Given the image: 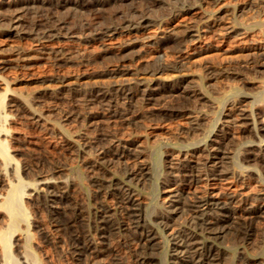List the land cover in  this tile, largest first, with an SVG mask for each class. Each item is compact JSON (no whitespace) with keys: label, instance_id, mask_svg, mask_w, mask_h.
<instances>
[{"label":"rangeland","instance_id":"374dc122","mask_svg":"<svg viewBox=\"0 0 264 264\" xmlns=\"http://www.w3.org/2000/svg\"><path fill=\"white\" fill-rule=\"evenodd\" d=\"M182 5L189 7V11L178 12ZM16 8L23 10L15 13ZM142 11L153 19L152 25L142 33L114 34L97 40L85 37L94 31L95 24L89 26L88 22L104 21L110 16L112 19L127 18L133 13L135 17ZM52 26L60 28L58 31L62 36L51 41L38 38L39 30ZM187 26L200 29V35H203L199 42L186 35V41L182 39L180 42L181 37L172 40L181 34V29L187 30ZM226 26L232 29L227 34ZM208 27L211 30H207ZM128 35L133 40L127 46L123 41ZM162 36H168V39H162ZM0 48V58L10 59L8 68L0 71V92L6 85L8 87L0 105L1 114L8 115L0 122V140L5 141L6 153L11 158L9 165H12H3L0 170V194L16 183L13 178L17 175L23 185L32 184L31 187L33 181L41 178H65L63 182L69 189L65 205L67 208L71 206L75 212L73 223L77 229L74 224L75 229H72L80 235L88 233L87 236L94 235L99 209L109 208L119 228L105 239V250L99 257L102 264L114 257H119L124 264H135L139 243L131 223L118 207L119 195H102L101 187L94 181L99 175L126 183L141 201L142 208L149 213L152 211L147 214V220L152 221L175 180L168 172L170 157L176 153L177 156L183 153L190 156L194 152L197 160L202 159L213 139L226 130L228 133L222 147L232 152L229 168L235 177L241 171L245 182L234 179L232 188L240 191L241 185L246 195H252L264 186V168L252 159V154L264 145V130L257 128L259 119H264V1L126 0L123 3L109 1L99 8L87 9L72 0H0ZM158 63H166L168 68L154 73L148 71ZM125 84L157 87L162 95L156 96L158 100L150 101L122 99V107L121 103L115 107L122 110L125 106L123 109L127 110L124 115L116 117L103 114L105 110L101 102L81 99L83 92L95 93L99 87L112 90ZM171 87L191 89L193 95L168 93ZM177 105L184 107L185 114L172 111ZM244 107L252 110L253 118L257 119L255 126L252 120L249 125L239 124V117L235 114L238 108ZM65 112H71L72 117L64 119ZM79 112L92 114V117L82 116ZM105 131L113 133L109 136L112 139L117 137L115 143L118 141V147L140 144L138 148L143 152L138 159L144 157L149 174L146 173L142 180H128L129 167L138 164L136 156L130 157L129 161L126 157H113L114 160L102 164L99 169L92 166V160L97 157V141ZM111 148L114 150L115 147ZM2 160L0 154L1 166ZM25 185L21 196L24 199H20L25 209L22 215H18L22 220L17 216L13 227H10L6 209L0 204V264L4 263L1 234L6 231L9 252L15 264H30L32 258L31 264H84L77 260L72 247L71 227L55 226L47 208L32 195L30 198L25 196L33 192ZM223 189L219 188L220 191ZM65 216L63 213L60 217ZM187 218L188 213H179L165 230L158 231L155 239L158 254L151 264H161L162 261V264H169L167 239ZM251 226L257 230H251L248 239L232 233L218 239L223 257L231 259L232 264H244L243 259L248 256L254 258L250 263L264 264V218L254 220ZM24 244L33 253L30 257L25 258L22 254Z\"/></svg>","mask_w":264,"mask_h":264},{"label":"bare ground","instance_id":"6f19581e","mask_svg":"<svg viewBox=\"0 0 264 264\" xmlns=\"http://www.w3.org/2000/svg\"><path fill=\"white\" fill-rule=\"evenodd\" d=\"M11 1H13V0H11ZM72 1H74L75 3L81 4L84 8L96 9V8H99L100 6L105 5L109 1H117V2L123 3L126 0H72ZM253 1L262 2L264 0H253ZM190 5H192V4H190ZM40 8H41V6H40ZM18 9H19V7H18ZM189 9H190L189 7H183V5H182L179 7V9L177 11L178 12L179 11L188 12ZM21 10H23V9H21ZM21 10H17V8L14 9L15 13L18 11H21ZM11 12H13V11H11ZM11 17H13V16H11ZM116 18H118V17H116ZM152 23H153V19L151 17H149V15L148 16L145 15L143 11H142V14L139 16H137L135 14V17H134V13H133L132 17H127V18L112 19V16H110L109 18L105 19L104 21H100V22L94 21L92 23L88 22L89 26H94V24H95V26L93 27L94 31H92V33H88V35H86L85 37H87L88 40H95V39L97 40V39H103V38H110L114 34L125 33V34H129V35L130 34L135 35V33H140V32L142 33L143 31H145L150 25H152ZM39 25H41V24H39ZM204 25H205V23H204ZM49 26H51V24ZM89 26H86V27H89ZM189 26H187V30H185V31L183 29H181V34L180 35L178 34L176 37L174 36L172 38V40H176L177 37H179V38L181 37L179 39L181 42L182 39L185 40V35H186V36L197 38V42H199L200 41V40L198 41L199 37L201 35H203V34L200 35V33H199L200 29L198 31V29H196L197 27L191 28ZM59 29H58V27H55V26L54 27L53 26L52 27H46V28L44 27V29L42 28V30H39V32H37L38 38H42V40H45V41H51L55 38H58L59 36H62L61 33L58 31ZM91 29H92V27H91ZM209 29H210V27H208L207 30H209ZM224 29H225V31L227 30L226 34L232 30L230 26H226ZM202 31H204V30H202ZM225 31H224V33H225ZM176 33H177V31H176ZM242 33H240V34H242ZM129 35H128V38L123 41V43L127 44V46H128V43L133 40V39L131 40V37H129ZM221 36L222 35L220 34V37ZM148 38H153V37H148ZM161 38L162 39H168V36H162ZM194 39H192V40H194ZM134 40H135V38H134ZM154 42L155 41H153L152 43H154ZM119 46L122 47L123 44L120 43ZM0 50H2V48H0ZM57 51H53V52H55L56 55H60L57 53ZM61 53H62V51H61ZM58 59L61 60L62 57H58ZM9 64H10V59L0 58V71L7 69ZM166 68H168V64L158 63V64H155L152 67H150V69L148 71H152L154 73V72H160L162 69H166ZM172 87H174V86H172ZM172 87L168 88L169 89L168 93L169 92H171V94L182 93V94L187 95V96L193 95L191 92V89H188V88L186 89L185 87L173 89ZM76 90H77V88H76ZM194 91H197V90L194 89ZM7 92H8V87L6 85V87L3 89V91L0 92V105L2 104L3 97L6 95ZM89 92L90 93H87V94H83L84 92L82 94L80 93L82 96L81 99H84L87 102H96V101L101 102L104 105V108H102V109L105 110V112L103 114H105L108 117H116V116H118V114L124 115V111L127 110V109H125V110L123 109L125 106L122 108V110L119 109L120 107L119 108L115 107L116 105L118 106L120 103H121V107H122V102H121L122 99H124V101L127 100L129 102L134 98H138V99H141L144 101L154 100V98L157 99L156 96H158L161 93V89H159L157 87H151V86L141 87V86L135 85V84H134V86H129V85L125 84V85H119V86L117 85L116 87H113L112 90L110 88H100L99 87L98 89H96L95 93H92V91H89ZM161 95L162 94H160V96ZM78 96H79V94L77 95V97ZM160 96H158V97H160ZM197 96H198V93H197ZM200 98H202V97H200ZM138 99H137V101H138ZM133 104H134V102H133ZM185 107H186V105H185ZM183 108L184 107L182 105H177V106L173 107L172 111L176 114L183 115V114H185V112L183 113ZM70 113L65 112V114L63 116L64 119H68L70 116L72 117V115ZM79 113H81V112H79ZM6 115L7 114H5V112H4V114L3 113L1 114V112H0V122H1V119L3 120V118H5ZM31 115H32V113H31ZM34 115H35V113H34ZM81 115H82V113H81ZM82 116L92 117V114H89V115L86 114L85 115V113H84V115H82ZM235 116L239 117V119L238 118L237 119H238V122H240L239 124H241V125L242 124L249 125L250 123L248 124V122L251 120L253 121V125L254 126L256 125L257 119L253 118V112L250 109H246L245 107L244 108H238V112H236ZM7 118H8V115H7ZM257 128H258V130L259 129L264 130V119L263 118H261V120L259 119V126ZM250 129H252V127ZM106 131H105V134L103 133V136L100 135L101 137L97 141L98 142V152H97V157L92 160V161H94L92 166H96V168L99 169V167L102 166V164L104 165L108 161L110 162V161L114 160L113 157L117 158V159L118 158L121 159L122 157H124V158L126 157L127 160L132 156H136L137 159L139 157H141V152H143V151L140 148H138V146L140 147V144L134 145L135 147L131 146L130 144L129 145H122L121 144L120 145L121 147H118V145H119L118 141H117V143H115L117 140L116 139L117 137L115 136L116 137L115 140L112 139L111 137H109L111 133L109 132L110 134H108V132L106 133ZM110 131H111V129H110ZM225 131L226 130H224L223 133L222 132L219 133L218 137L216 139H213V143L210 146L208 145L209 147L207 148V152L204 154V157L202 159L199 158L200 160L199 159L197 160L196 156H194V152L190 156H187L184 153H183V155H180V156L179 155L177 156V153L174 156L170 155L171 157H170V161H169V165H168V172L171 176H173L175 178V180L173 183L170 184V186L168 185L169 188L166 191V197H165L166 199H163L162 203L160 204V211L157 210L159 212L158 213L156 212V214L154 213L155 217L152 221L149 220L150 222L147 220V218H148L147 214L150 211L142 208L143 205H141V201H139L137 196H135V193L133 191H131L130 187L128 185H126V183H124L123 181H122V183L114 182V181L110 180L109 177H108V179H106V178H103L102 176L99 177L100 175L97 176L96 178L94 177L96 179L94 181L96 182V184L98 186L101 187L100 191H102V195L104 197L106 195L112 196V194H118L119 195L118 207L120 208V210L123 212V214L125 216L122 213L121 214L124 217H126V219H128V221L131 223V225L134 229V235H135V237L139 243L138 259H137V262L135 264H151L152 261L155 258H157L156 254H158V252H157V248H158L157 243L158 242L155 241V239L157 237V233H158V231H163V229L165 230V228H167V226L170 225L169 222L171 220H174L175 215H177L179 213H184V212L188 213V218L184 222L183 225L178 227L173 233H170V238L167 239V242L169 243V250L168 251H170V254H169L170 259L168 257L169 264H232L231 259L226 258L227 256H225V258L223 257V249H222V247L220 248L218 246V243H217L218 239L221 240L227 234H231V233L235 234V235H242L243 237L246 236V238L248 239V238H250L249 236H251V232L254 229L257 230L256 227H254V229L252 228L253 226H251V223L260 217L264 218V186L262 188L260 187L259 188L260 190L257 193H254L252 195H249V194L246 195L245 192L242 191V188H244V187L243 186L241 187V185H239L241 188L240 191L232 188V185H234L233 184L234 179H238V180L240 179V182H242V183H245V182H243L244 175L240 174V173H242L241 171H240V173L238 172L236 174V177H237L236 178L235 176H233V174L230 170L231 168H229V164H230L229 159H232V155H231L232 152H230V150L227 149L226 147H222L223 144H225L224 141L226 140L225 134L228 133V131H226V132ZM111 132H113V128H112ZM113 133L111 134L112 136H113ZM256 133H257V131H256ZM258 133H259V131H258ZM3 142H5L4 139H3ZM3 142L0 140V154L2 155V158H3L2 166L0 165V170L2 168H4V166H6V165H8L10 167L12 166V165H9L11 158H10V155L7 154L8 152L6 153V149L4 147L5 145ZM257 145H259V144H256V146ZM111 147H113V148L115 147L114 150H112ZM199 149H201V148H199ZM186 150H188V149H186ZM204 150L206 151V149H204ZM201 153H202V150H201ZM94 157H95V155H94ZM143 159H144V157L138 159V162L136 161L138 163L137 166H134V167L130 166L129 167V170L127 173L129 175V177H128L129 181L131 179L142 180V177L145 176L146 173H148L147 167H149V166L144 164ZM145 159H146V157H145ZM252 159L256 160L260 164V166L264 168V145H260L258 148V151L256 153L252 154ZM116 162H118V161H116ZM124 162H126V161H124ZM0 163H1V161H0ZM230 167H231V165H230ZM232 168H233V166H232ZM11 169H12V172L14 173V170H13L14 168L12 167ZM109 171H110V169H109ZM0 172H2V171H0ZM95 172H96V170H95ZM106 172H107V170H106ZM110 174H111V172H110ZM117 175H115V176H117ZM18 176L19 175H17L15 177V175H14L15 178H13V179H15L16 183L9 185L8 189L0 194V198L2 201V203H0V204H2L1 206L6 209V211L8 213V218H9V220H11L10 221L11 224L9 223L10 227H13L15 225L14 224L15 218L18 215H22L24 213V209H25V208L23 209V207L21 206V203H23L22 200H21L22 202L20 203V199H22V198L24 199V197L21 198V196H23L22 194H24V192H23L24 187L23 186L25 184L23 185V182H21V179H19ZM104 176H105V173H104ZM245 177H246V175H245ZM56 178H52L50 176V177H46V178H41L40 180H38L36 182L33 181L34 182L33 187H31L32 184L31 185H25V186H27L26 188H30V190L33 191V192L28 191L29 193L26 192L27 194L25 196L32 195L31 196L32 198L34 197V199H36V201H40L45 206V208H47V210L49 211L48 213H50V216L52 217V219L56 223L55 226H58V227L63 226L64 228H70L71 227L70 236H71V241H72V247L74 249L77 260H79L80 262H83L84 264H102V262L100 260L101 258H99V257L101 256V254L105 250L104 249L105 247L103 248V245L106 244L105 239H107L110 234H112L116 229L119 228V226L116 225V223H115L116 220L114 218L113 219L115 221L112 219L110 212H109V208L102 207L101 209H99V213H98L99 215L97 216L98 217L97 222L94 224L95 225L94 235L87 236L88 233L87 234L81 233V235H80L78 233V231L74 230L76 228L75 224L73 223L75 220L74 219L75 218V216H74L75 212H74V210H72V208H70L71 206L67 208V206L65 205V202L69 196V189L65 184L66 182L65 183L63 182V180L66 181V179L65 178L63 179V177H62L63 180H61L59 178L56 179ZM260 178H262V180H263V177L260 176ZM126 179H127V175H126ZM115 181H116V179H115ZM260 181L261 180H259V182ZM105 182H107V183L105 184ZM69 187H71V185ZM219 188L220 189L224 188V189L222 191H220ZM29 198H30V196H29ZM106 199H108V198H106ZM106 199H105V201H106ZM142 199H143V197H142ZM67 203L69 204V202H67ZM69 205H71V204H69ZM104 206H106V204H104ZM115 207H116V204H115ZM145 207H146V205H145ZM150 209H151V207H150ZM81 210H83V209H81ZM78 211H79V213L81 212L80 210H78ZM63 213H65L66 216L64 218H61L60 216ZM84 213H86V209H85ZM151 213H152V211H151ZM151 213H149V214H151ZM18 218H19V216H18ZM83 218H84V216H83ZM83 218H82V220H83ZM80 219H81V217H80ZM21 220H22V218H21ZM23 222H25V221H23ZM130 223H129V225H130ZM73 224H74L75 228L73 227ZM83 224H84V226L86 225L85 222H83ZM16 225H18L17 221H16ZM25 225H27V224H25ZM254 226H256V225H254ZM72 228H74V229H72ZM90 228H91V226H90ZM14 230L15 229H12V231H14ZM131 230H132V228H131ZM90 231H91V229H90ZM79 232H81V231H79ZM7 238H8V232L7 231L2 232L1 240L4 243V263L3 264H15V262H12L13 260H12L11 254L9 252V248H8V244H7ZM165 239H166V237H165ZM27 241H28V239H27ZM21 244H22V242H21ZM221 244H222V242H221ZM22 247H23L22 254H24L25 258L30 257V254L33 255V253H30L31 250H29V247L26 244L22 245ZM160 257H162V256H160ZM31 258H29V259H31ZM34 258H35V255H34ZM243 260H244V264H248V263L252 262L254 260V258H253V256H248ZM31 261L32 262L34 261L33 258L29 262H31ZM159 261H161V260H159ZM162 262H161V264H162ZM252 263H250V264H252ZM106 264H124V263L121 261V259L119 257H114Z\"/></svg>","mask_w":264,"mask_h":264}]
</instances>
